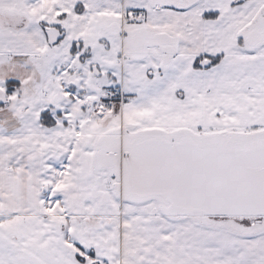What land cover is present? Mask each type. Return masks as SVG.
I'll return each mask as SVG.
<instances>
[{"label": "snow or ice", "instance_id": "snow-or-ice-1", "mask_svg": "<svg viewBox=\"0 0 264 264\" xmlns=\"http://www.w3.org/2000/svg\"><path fill=\"white\" fill-rule=\"evenodd\" d=\"M0 264H264V0H0Z\"/></svg>", "mask_w": 264, "mask_h": 264}]
</instances>
